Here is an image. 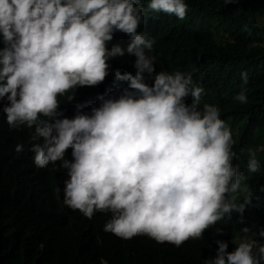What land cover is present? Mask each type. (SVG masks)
<instances>
[{
  "label": "clouds",
  "instance_id": "clouds-1",
  "mask_svg": "<svg viewBox=\"0 0 264 264\" xmlns=\"http://www.w3.org/2000/svg\"><path fill=\"white\" fill-rule=\"evenodd\" d=\"M146 8L182 20L188 5ZM143 13L138 0H0V182L43 217L179 247L242 218L254 194L233 163L234 124L214 104L198 107L204 89L191 72L156 70L153 41L137 31ZM116 32L125 47L109 46ZM125 54L135 72L112 70L126 82L118 94L105 88L95 106L76 90L102 83L108 61ZM232 99L246 103L245 89ZM248 156L246 171L258 172ZM214 243L203 264H264V226Z\"/></svg>",
  "mask_w": 264,
  "mask_h": 264
},
{
  "label": "trees",
  "instance_id": "trees-1",
  "mask_svg": "<svg viewBox=\"0 0 264 264\" xmlns=\"http://www.w3.org/2000/svg\"><path fill=\"white\" fill-rule=\"evenodd\" d=\"M138 3L144 13L137 31L153 41L156 70L191 72L193 84L204 89L198 107L214 104L221 118L234 124L233 163L244 173L242 184L254 194L252 203L242 218L233 213L229 220L205 230L200 239L190 238L175 247L146 235L122 239L103 228L91 229L80 216L43 217L39 209L11 197L0 182V264H101V259L106 264H203L214 255L215 239L230 241L241 227L250 226L252 216L264 226V0H186L188 9L182 20L148 10V0ZM128 42L127 35L116 32L109 46L123 48ZM133 59L128 54L111 58L102 83L76 90L98 106V94L105 88L118 94L126 84L115 81L112 70L134 74ZM241 72L248 77L243 85ZM242 87L243 104L232 99ZM249 150L260 163L256 173L246 171ZM233 246L229 243L228 250Z\"/></svg>",
  "mask_w": 264,
  "mask_h": 264
},
{
  "label": "rangeland",
  "instance_id": "rangeland-1",
  "mask_svg": "<svg viewBox=\"0 0 264 264\" xmlns=\"http://www.w3.org/2000/svg\"><path fill=\"white\" fill-rule=\"evenodd\" d=\"M236 127H238V126H236ZM255 146L257 147V149H258V148H261L260 142H259V141H256V142H255ZM263 189H264V188H263ZM250 226H253V227H255V226H259V223H258V220H257L256 216H252V217H251ZM238 234H239V233H237L236 236H238ZM236 236H235V237H236Z\"/></svg>",
  "mask_w": 264,
  "mask_h": 264
}]
</instances>
